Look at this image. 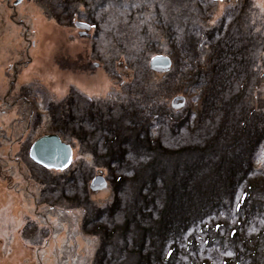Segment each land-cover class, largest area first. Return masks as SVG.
I'll return each mask as SVG.
<instances>
[{"label": "rangeland", "instance_id": "obj_1", "mask_svg": "<svg viewBox=\"0 0 264 264\" xmlns=\"http://www.w3.org/2000/svg\"><path fill=\"white\" fill-rule=\"evenodd\" d=\"M194 1L22 0L17 3V0H0V264H97L96 252L104 232L97 228L86 230L84 220L91 216L94 207L103 209L113 202L110 172L98 163L100 157L96 158L92 148L100 136L98 131L86 124L83 132L89 136L78 135L81 120L72 123L67 112L72 111L75 119L84 118L86 104L95 115L102 116L105 113L102 106L111 105L115 107L113 117L117 124L126 125L127 115L120 108L130 109L134 104L130 92L139 79L132 80L133 75L140 78L151 72L148 66L155 56L172 59L179 55L169 49L159 16L164 22L175 19L177 22L176 14L187 11L192 17L190 22H195L200 16L197 12L193 17ZM99 5L100 10L92 12ZM207 5L205 19H211L212 24L205 23L206 30L208 24L209 27L216 25L225 12L234 8L240 11L238 21L242 25L235 33L239 36L236 51L245 46L244 55L239 57L248 61L242 66L243 80H247L243 101L253 106V111L264 113V0L209 1ZM133 10L137 12L132 18ZM247 24L256 27L255 30L247 32L244 28ZM247 33L253 37L249 46L245 45ZM201 41L197 62L182 58L180 71L172 64L169 68L153 67L151 84L160 83L161 88L168 76L187 73L192 68L189 62L207 73L209 65L214 63V45L205 36ZM229 93L226 92L228 98ZM160 94L151 103L164 106L161 114L172 116L176 110V114L187 110L195 113L202 106V95L196 90L174 89ZM238 105L224 117L233 124L238 121L235 134H225L226 142L235 137L239 117L244 115L240 114ZM215 117L219 119L220 115L213 119L203 117L196 134L190 128L175 137L168 127H162L154 135H161L165 146L171 149L194 145L202 138L206 143H213L218 139L221 124L215 122ZM170 123L168 120L167 124ZM123 133L126 135L128 131L123 129ZM52 134L72 147V162L64 172L46 170L29 158L32 144ZM131 160L130 167H135L136 161ZM253 161L255 169L261 171L264 189V144L259 146ZM165 162L170 169L176 165L174 160ZM141 163L135 168H141ZM74 176L76 182L68 183ZM212 177L209 169L199 181L213 185L215 177ZM224 188L220 186L219 190ZM136 194L137 183L130 179L121 196L123 210L115 222L109 223V228L114 230L109 246L116 258L121 256L118 249L123 243V225ZM260 224L263 227V222ZM133 228L129 232L131 244L140 238V230ZM256 228L257 225H250L246 238L241 236L236 245L238 249L255 243L264 246L261 229ZM228 254L232 264L229 250ZM263 255L264 252L259 256ZM123 256L119 264L138 262L135 254ZM196 257L185 259V264H228L223 254L211 250L202 251Z\"/></svg>", "mask_w": 264, "mask_h": 264}, {"label": "trees", "instance_id": "obj_2", "mask_svg": "<svg viewBox=\"0 0 264 264\" xmlns=\"http://www.w3.org/2000/svg\"><path fill=\"white\" fill-rule=\"evenodd\" d=\"M209 1H194L196 11L192 12L193 17L197 16V12L200 16L195 22H190L192 17L187 11H183L181 15L176 14L179 19L177 22L176 19L164 22L161 16L158 19L161 26L164 25L161 31L164 32L169 49L179 54L172 57L176 59L174 62L170 58L171 64L178 66V71L182 58L192 63L197 62L195 58L199 56L198 50L203 36L207 41L213 42L214 63L209 65L210 70L207 73H202L201 68L196 69L189 62L192 68L188 69L187 73L179 72L178 75L168 76L161 88L158 86L160 83L151 84L153 81L150 73L154 70L151 65L148 66L151 72L147 70L148 72L140 78L133 75L132 80L139 79L130 92L131 102L134 104L130 109L120 108L122 114L124 111L127 115L126 125L117 124V119L113 117L115 107L111 105L102 106L105 109L102 116L95 115L85 103L87 111L84 118L75 119L72 111L67 112L72 123L81 120L78 135L84 138L89 136L83 132L86 124H89L93 131H98L100 136L94 141L92 148L97 154L96 158L100 157L98 163L110 172L109 183L113 202L103 209L94 207L91 216L84 220L86 230L97 228L103 229L104 232L96 252L97 264H119L126 254H135L137 264H185V259L193 260L197 258L198 253L209 250L223 254L228 264V250L232 254V264H264V255L259 256L264 252V246L257 243L252 247L244 245L242 249L236 246L241 236L242 239L246 238L250 225H257L256 229H261L264 242V189L261 171L255 169L253 161L259 146L264 144V113L253 111V106L243 101L245 96H242V92L247 80H243L242 74L248 61L247 58L239 57L244 55L245 46L236 51L239 36L235 33L242 25L238 21L241 17L240 11L234 8L225 12L216 25L209 27L208 24L209 29L206 30L203 25L207 22L212 24L211 19H205L208 18ZM99 8L100 5L92 12L100 10ZM136 12L137 10H133L131 17L135 16ZM244 28L248 32L256 27L247 24ZM95 33L96 30L93 36ZM249 34L245 36L246 46H249L248 43L253 39ZM182 77L185 80H182ZM174 89L199 91L202 95L200 111L193 113L187 110L176 114V110L172 112V116L165 112L161 114V110H165L164 106H153L155 102L152 104L151 101L154 96L160 97L162 91L173 92ZM226 92H230L229 98L226 97ZM240 101L244 103L243 106L237 104ZM237 105L240 107V114L244 115L239 117L240 126L237 127L235 137L226 142L225 134L229 132L234 135V127L238 121L233 124L224 117ZM218 114L220 117H215V122L221 124L218 139L213 143H206L202 138L194 145L171 149L165 146L161 135H154V132L162 131V127H168L169 133L175 137L190 128L192 133L196 134L198 123L203 117L213 119ZM168 120L171 121L169 125ZM123 129L127 130L128 134L125 135ZM130 158L131 162L136 161V166L142 161L141 168L136 169V166L131 165V170ZM166 160H174L176 165L170 169ZM209 169H212V179L215 177L213 185L199 181ZM130 179L137 183V194L130 209H127L129 216L123 225V243L118 249L121 256L116 258V255L113 256L115 252L109 246L114 232L109 228V223L115 222L116 216L123 210L121 196ZM74 181L76 182L75 176L69 179L68 183ZM220 186H225L224 190H219ZM260 222H263V227ZM103 225H106V228ZM134 226L140 230V238L131 244L129 232Z\"/></svg>", "mask_w": 264, "mask_h": 264}, {"label": "water", "instance_id": "obj_3", "mask_svg": "<svg viewBox=\"0 0 264 264\" xmlns=\"http://www.w3.org/2000/svg\"><path fill=\"white\" fill-rule=\"evenodd\" d=\"M21 1L22 0H17V3ZM210 1L223 2L230 0ZM150 64L152 67L169 68V66H171V61L167 57L157 56L151 60ZM181 100L183 101V99ZM29 157L34 163L46 170L64 172L71 165L72 148L70 145L63 142L58 135H46L37 139L32 144Z\"/></svg>", "mask_w": 264, "mask_h": 264}]
</instances>
